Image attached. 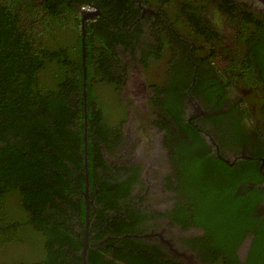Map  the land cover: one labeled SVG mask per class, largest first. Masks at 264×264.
I'll use <instances>...</instances> for the list:
<instances>
[{
	"label": "flooded vegetation",
	"instance_id": "1",
	"mask_svg": "<svg viewBox=\"0 0 264 264\" xmlns=\"http://www.w3.org/2000/svg\"><path fill=\"white\" fill-rule=\"evenodd\" d=\"M44 1L0 0V5L4 3L15 18L24 20V24L26 18H34L36 8ZM91 1L87 5L100 12L98 6ZM134 11L135 18L127 20L123 26L115 25L100 14L103 21L110 23L109 30L115 33V36L108 34L111 45L108 43L103 54L91 55L86 46L82 51L81 39V69L75 72L82 74L84 123H87L86 103H89L87 76L90 77L89 86L102 83L110 99L119 103L113 106L117 114L112 126L108 128L100 122L97 124L99 131L91 133V139L100 142L97 154L100 156L99 166L91 176L92 182L89 179V158L92 151L85 152V137L83 164L79 168L73 162L76 155L72 158V154H68L70 158L63 160L61 152L47 147L45 140L41 142L36 139L41 144L32 151L22 142L19 145L25 147V151L14 148L16 138L21 135L16 129L20 128L21 133L24 131L22 123L16 124L18 127L12 130L14 136L9 152L10 159H15L10 169L22 170L14 179L19 181L22 193L34 192L40 188L39 183H32L36 176H40L38 179L44 183L47 180L56 182L57 190L63 187L60 182L69 183L68 177L74 180L73 184L62 188L65 197L48 201L42 215L46 217L53 213V218L57 219L63 217L64 210L72 218L76 241L79 242L77 244H82L79 252L81 260L86 245L87 264H92L88 259L92 248H100L96 252V259L100 261L98 258L102 257L109 264H141L137 262L138 259L135 261L130 257L129 253L132 252L133 256L142 252L144 256L147 254L151 258L158 252L170 261L169 264H187L178 252L182 254L186 251L192 256L190 245L180 243L178 233L181 229L188 228L186 233L189 234L196 228L189 227L188 224L177 225L165 215L160 217L155 211L143 208V203L139 201L144 196H135V190L132 194V189L125 187L130 178L144 180L139 168L131 167L132 170L129 171L118 159L123 154L121 149L118 152V146L124 138H121L122 127L127 118L124 105L127 103L130 107L136 104L137 94L131 93L127 86L124 91H119L121 79L113 72V67L121 64L125 68L126 63H129L133 68L137 67L135 70L138 74L144 69L152 81L144 87L141 103L156 106V114L153 111L156 118L154 129L159 131L162 146L166 147H163L165 150L160 155H168L163 158V172L156 173L161 179L165 180L167 177L163 183V192H166L168 201L166 211L173 209L175 213H181V216L188 209L187 203H179L185 200L188 190V187L179 183V178L182 172L192 169L188 164L191 157L185 160L190 143L201 141L209 155H217L216 159H223L231 168L229 172L233 176L230 177L236 183L230 184L231 186L223 185L225 176H220V185L224 189L232 188L236 196L253 198L251 201H255L254 207L258 206L259 210L262 208L263 215L258 221L261 223L264 217V0H136ZM38 16L40 15L37 18ZM165 51L169 52L170 57L164 65L162 53ZM108 63L112 65L111 78L104 75V68ZM151 63L157 65L155 71L150 73L147 67ZM115 82L120 85L116 86ZM69 88H74V85ZM76 91L77 86L67 91L63 97H75ZM118 125L121 127L119 133ZM186 128L192 129V137L188 135ZM34 132L40 134L39 131ZM4 139L7 140L6 135L0 132V144L6 141ZM122 146H126L125 143ZM182 151L186 152L183 154ZM199 151L204 153L200 148L194 150V154L198 156ZM48 154L56 155L57 160L61 158L60 161L65 164L61 172L52 165L48 166L60 175V180L52 179V175L42 171V167L38 165L44 162V157ZM110 157L118 159L119 164L114 163ZM234 165L239 169H233ZM251 169L253 172L257 171L256 177L250 176L246 180L240 178L241 173L248 176ZM80 174L82 181H78ZM7 182L11 187L16 185L9 179ZM13 188L19 189L17 186ZM110 204L112 205L109 206ZM177 205L181 208L185 206L186 209L180 211ZM132 213L139 216L133 217ZM159 213L164 214L165 211ZM190 217L191 214L188 215ZM164 218L168 219L167 225L158 228V220ZM116 224L120 226L116 228ZM124 230L129 232H123ZM212 231L214 234L218 233L214 229ZM154 232H161V237L150 236ZM196 236L193 233L188 237L194 239ZM222 239L227 242V238ZM125 240H128V244H124ZM252 240L251 236H246L235 243L233 254L235 257L239 256L241 249L242 257L232 263L227 253H224L221 260L216 259L219 248H214L213 241L209 238L201 244L202 253L201 256L198 253L197 264H244ZM172 248L178 252H173ZM161 259L159 257L160 264H165L166 260Z\"/></svg>",
	"mask_w": 264,
	"mask_h": 264
},
{
	"label": "trees",
	"instance_id": "2",
	"mask_svg": "<svg viewBox=\"0 0 264 264\" xmlns=\"http://www.w3.org/2000/svg\"><path fill=\"white\" fill-rule=\"evenodd\" d=\"M88 1L45 0L36 8L34 18H26L24 24V20L15 18L4 3L0 5V132L4 133L7 138L0 144V251L5 250L11 244L21 242L29 244L34 253H37L36 257L32 259H23L22 257L16 259L15 256L6 262L1 259L0 264H81L82 262L79 254L82 244H77L79 242L76 241L72 218L64 210L63 217L57 219L53 218V213L46 217L42 215L48 206V201L58 199L60 196L65 197L62 188L67 187L70 183L73 184L74 180L68 177L69 183L68 181L60 182L63 187L57 190L56 182L47 180L44 183L38 179L40 176H36L32 183H39L40 188L34 192L22 193L18 185L19 181L14 180L16 175L22 173V170L10 169L15 158L10 159L11 152L9 151L14 136L12 130L18 127L16 124L22 123L25 126L22 127L24 131L21 133L20 128L16 129L21 135L16 138L14 148L24 149L25 147L19 145V142H22L30 148L29 151H32L34 148H39L41 142L45 140L47 147L61 152L63 160L70 158L68 154H72V158L76 155L73 162L76 167L80 168L83 164L85 132L88 150L92 151L89 158L91 171L89 179L92 182L91 176L99 166L100 156L97 154L100 142L92 140L91 133L99 131L97 124L100 122L106 124L108 128L112 126V123L109 124L110 122L104 119L108 118L106 115L110 106L108 103H111L106 87L102 83L89 86L90 77L88 76L86 78L89 102L86 103L87 123L83 121L82 74L78 75L75 71L81 69L79 9L87 5ZM91 3L97 5L100 14L106 16L115 25L123 26L127 20L136 16L134 11L136 0H92ZM37 15H40L39 18ZM109 27L110 23L106 20L103 21L102 17H99L96 22L87 23L86 48L91 55L103 54L108 43L109 46L111 45L108 34L115 36V33L110 31ZM66 30L70 34L73 30V36L70 38L61 37V35H65ZM57 33L59 34L57 35ZM109 54L110 51L108 56ZM87 68L89 71L88 64ZM111 72L112 65L108 63L104 68V75L111 78ZM113 72L121 79L120 84L122 85L126 70L115 66ZM40 83H43L44 87H41ZM116 83L114 84L116 85ZM72 85L74 88L77 86L76 96L63 97L67 91L74 89L69 88ZM154 108L156 106L152 105V109ZM117 127V133H119L121 127L120 125ZM26 130L29 132L25 133ZM34 131H39L40 134L37 135ZM186 131L192 137V129L186 128ZM242 138L244 139L243 136ZM36 139H40L41 142L37 143ZM120 143L119 147H123ZM189 148L190 150L187 152L182 151L183 154L186 152L185 160H189L191 157L188 164L192 166V169L182 172L179 178V183L188 187L185 200L179 202L181 205L188 204V209L186 212L183 211L185 213L182 212L181 216V213L177 214L173 209L166 211L168 201L165 196L166 192H163L164 179L157 175L153 178L156 185L149 184L142 179L139 181L137 177V179L130 178L125 187L132 189L131 193L133 194L136 186H144L142 188L144 191L150 186V193L144 195V198L139 201V203H143V208L155 211L160 217L165 215L177 225L188 224L189 227L196 228L197 231L194 230L189 234L186 233L188 228L181 229L178 235L180 243L184 246L190 245V251L198 262V253L200 256L202 253V251L200 252L201 244L210 238L214 248H219L215 255L216 259L221 260L224 253H227L231 262L234 263L242 257L241 249H239V256L235 257L233 254L235 243L243 237L251 236L253 242L244 264H264V217L261 223L258 222L263 213H260L258 206L254 207L255 201H251L253 198L236 196L237 194L232 188L224 189L222 187L236 183L230 177L233 176L229 172L231 168L223 159H216L217 155H209L201 141L190 143ZM200 148L204 153L199 151V155L196 156L194 150ZM40 150L42 151V149ZM61 158L57 160L56 155L48 154L44 157V162L42 161L38 165L42 167V171L51 174L52 179L60 180V175L50 170L48 166L52 165L58 172L63 171L65 164L60 161ZM110 158L113 162L119 159ZM254 163L258 166L257 162ZM254 163L251 164L254 165ZM33 164L32 168H34ZM150 164L152 163L150 162ZM237 164L240 165V163ZM122 165L126 166L129 171L132 170L131 167L137 166L135 163H131V166L127 163ZM236 165L233 166V169H239ZM138 171L140 170L138 169ZM81 172L83 175L84 172L82 170ZM81 174L78 176V181H82ZM256 174H258L257 171L253 172L251 169L248 176H243L241 173L240 178L246 180L250 176L256 177ZM220 176H225L222 186L219 182ZM8 179L11 183L16 184L13 187L17 186L19 189L9 186ZM90 184L92 185V183ZM165 187L167 188V185ZM152 188L155 190L152 191ZM73 190L75 191V189ZM109 197L114 199L112 196ZM177 207L180 211L186 209L185 206L181 208L177 205ZM162 210L165 211L164 214L159 213ZM189 214H191L190 218H188ZM136 215L139 216L132 213L133 217ZM167 222L166 218L158 220L157 227L166 226ZM171 222L169 224H172ZM115 226L117 228L120 225L116 224ZM213 229L218 233H212ZM123 232L129 231L124 230ZM193 233L197 235L196 238L189 239L188 236ZM222 237L227 238V242ZM31 243L37 244L32 245ZM124 244H128V240H125ZM99 250L101 249H90L88 259L92 264H109L102 257L98 258L100 261L96 259V252ZM129 255L135 261L138 259L137 262L141 264H160L159 257H162V261L166 260L158 252H155V256L152 258L147 254L144 256L142 252L135 253V256H133V252ZM0 258L3 257L0 256ZM169 262L166 260L164 263L169 264Z\"/></svg>",
	"mask_w": 264,
	"mask_h": 264
},
{
	"label": "water",
	"instance_id": "3",
	"mask_svg": "<svg viewBox=\"0 0 264 264\" xmlns=\"http://www.w3.org/2000/svg\"><path fill=\"white\" fill-rule=\"evenodd\" d=\"M97 13L93 11H85L81 14L82 24L81 30L82 34L85 33V23L86 20L90 18H94ZM84 39H83V48L84 51ZM143 115H131L129 122L124 126V142L126 146L122 147L124 151V156L122 163H127L131 166V163H135L138 167L143 169L144 171H150L148 169L147 163H152V170L157 172H163L164 168V160L163 155H160L165 149L163 148V144L160 141V133L153 126V118L152 116L147 117L148 113H142ZM136 160V162H132ZM161 232H154L150 234V236L161 237ZM173 252H178L174 248H172ZM178 255L187 263L190 261L189 257H185L182 254ZM177 255V256H178ZM82 262L83 264H87L86 262V245H84V250L82 251Z\"/></svg>",
	"mask_w": 264,
	"mask_h": 264
},
{
	"label": "rangeland",
	"instance_id": "4",
	"mask_svg": "<svg viewBox=\"0 0 264 264\" xmlns=\"http://www.w3.org/2000/svg\"><path fill=\"white\" fill-rule=\"evenodd\" d=\"M90 11H93V9L91 8ZM68 31V30H67ZM66 31L65 35H61V37L63 38H67L69 36V33ZM59 33H57L58 35ZM63 34V33H61ZM143 57V56H142ZM162 57L164 58V65H165V61L170 57V54L168 51H165L162 53ZM144 58V57H143ZM156 65L157 63H151L150 65H148V69L150 71V73L152 71H155L156 69ZM163 65V67H164ZM130 67L127 63H126V68ZM162 67V66H160ZM159 67V68H160ZM134 67L131 66L130 68L127 69V73H125L124 77H123V85L120 86V92L124 91L125 86L128 87V89L131 91V93H136L137 94V103L136 104H132L130 107H128V104L124 105L125 109H126V115L127 118L125 120V123L123 124L124 126L129 122L131 115H135L141 112H145L148 113V117L151 115V113L149 112V110L146 108V104L141 103L142 102V97L144 94V87L148 86L149 84L152 83V81L150 80V76L147 74V72L143 69L141 74H138L135 70ZM125 79V80H124ZM41 87L43 86V83H41ZM119 88V87H118ZM109 109L107 112V117L108 118H104L107 119L110 123H113L115 119V115L117 114L116 109L113 107L114 105H118L119 103H115L112 99H111V103H108ZM112 106V107H111ZM153 112V109H152ZM124 126L122 127V129H124ZM147 167L148 169L152 170V165L150 163H147ZM143 176L150 178V174H145L143 173ZM144 194L145 191H144ZM34 241V240H33ZM35 241H37V239H35ZM32 245H36L37 243H31ZM3 251V252H2ZM37 255V253H34V250H32V248L30 249L29 244L26 243H21L18 242L17 244H11V246L6 247L5 250H1L0 251V256L4 259V261H8L10 260V258H13V256L16 257V259H19L20 257H22L23 259H28V258H35Z\"/></svg>",
	"mask_w": 264,
	"mask_h": 264
},
{
	"label": "clouds",
	"instance_id": "5",
	"mask_svg": "<svg viewBox=\"0 0 264 264\" xmlns=\"http://www.w3.org/2000/svg\"><path fill=\"white\" fill-rule=\"evenodd\" d=\"M93 9V12L94 13H97L96 15H95V17L94 18H90V19H88V20H86V23H85V33L84 34H82V30H81V24H82V17H81V13L82 12H85V11H90V9ZM79 15H80V22H81V24H80V34H81V39H82V41H83V39H84V45L86 46V27H87V23H89L90 21L91 22H96L97 20H99V17H101L100 16V12L99 11H96L93 7H91V6H88V5H85V6H82L80 9H79ZM67 31V30H66ZM73 31V30H72ZM71 31V34H70V32L68 31V33H69V36L67 37V38H70L71 37V35L73 36V32ZM128 65H129V63H127ZM130 67L132 66V65H129ZM119 69H121V70H126V72H127V69L128 68H130V67H128V68H123V66L121 65V64H119L118 66H117ZM83 69L85 70V68L83 67ZM85 93H86V91H85ZM149 105V106H148ZM147 106H146V108L149 110V112L151 113V115L150 116H152V118H153V126L155 127V115L153 114V112H152V105H150V104H148ZM150 107V108H149ZM153 111H154V109H153ZM142 113H145L144 111L143 112H141V113H138L137 115H143ZM154 113L156 114V112L154 111ZM148 117V116H147ZM85 135H87L86 133H85ZM123 136H124V138H125V135H124V130L122 129V135H121V138H123ZM85 138H86V136H85ZM124 138H123V141H122V143H125L124 142ZM160 141H161V139H160ZM86 142H87V138H86ZM122 143L120 144L121 146H122ZM119 147V146H118ZM163 147H165V146H163ZM119 149H121L122 150V147H119ZM165 149H166V147H165ZM88 151V146H85V152H87ZM123 151V150H122ZM123 154H124V151H123ZM123 154L121 155V156H118V158H120V162H122V160H123ZM167 178V177H166ZM166 178H165V180H166ZM164 180V181H165Z\"/></svg>",
	"mask_w": 264,
	"mask_h": 264
},
{
	"label": "bare ground",
	"instance_id": "6",
	"mask_svg": "<svg viewBox=\"0 0 264 264\" xmlns=\"http://www.w3.org/2000/svg\"><path fill=\"white\" fill-rule=\"evenodd\" d=\"M167 157H168V156H167V153H166V154H163V158H167ZM135 162H136V160H135ZM114 163L119 164V161H115ZM136 168H138V167L136 166ZM146 168H147V166H146ZM139 169L141 170V173H142V174H143V173H145V174H150V178H147V177L143 176L145 182H147V183H149V184L153 183L152 185H156V184H155L156 182L153 180L154 176L156 175V172H155V171H153V170H150V171H144V170L141 169V168H139ZM142 188H144V186H142V185H140L139 187L136 186V188H135V195H136V194H139V195H143V196L145 195V196H146L147 194L150 193V191H149V189L151 190L150 186H148V187L146 188L145 192L148 191V193H146V194H144V189H142ZM141 189H142V191H141ZM153 190H155V189L152 188V191H153ZM139 195H138V196H139ZM260 213H262V208L260 209ZM191 254H192V253H191ZM182 255L185 256V257H189V258H190V261H187V264H197V261H196V259L194 258V255H193V254H192L193 259H192V256H191V255H188L186 251H185L184 253H182ZM182 258H183V257H182Z\"/></svg>",
	"mask_w": 264,
	"mask_h": 264
}]
</instances>
